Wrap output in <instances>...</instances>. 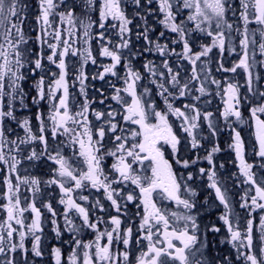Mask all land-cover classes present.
<instances>
[{
	"label": "snow or ice",
	"instance_id": "obj_1",
	"mask_svg": "<svg viewBox=\"0 0 264 264\" xmlns=\"http://www.w3.org/2000/svg\"><path fill=\"white\" fill-rule=\"evenodd\" d=\"M0 264H264V0H0Z\"/></svg>",
	"mask_w": 264,
	"mask_h": 264
},
{
	"label": "flooded vegetation",
	"instance_id": "obj_2",
	"mask_svg": "<svg viewBox=\"0 0 264 264\" xmlns=\"http://www.w3.org/2000/svg\"><path fill=\"white\" fill-rule=\"evenodd\" d=\"M223 159H227L226 156H222ZM222 211V209L220 208H215L213 209L212 211L208 212L205 216H204V221L205 222H208L209 220L215 222L216 220V216L219 214V212ZM216 239L218 240L219 239V236L216 237ZM225 249H227V246L225 245L224 246Z\"/></svg>",
	"mask_w": 264,
	"mask_h": 264
}]
</instances>
